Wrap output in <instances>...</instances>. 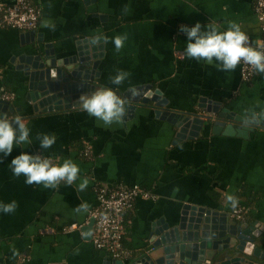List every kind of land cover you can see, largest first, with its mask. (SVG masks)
Returning a JSON list of instances; mask_svg holds the SVG:
<instances>
[{"label":"crops","instance_id":"obj_1","mask_svg":"<svg viewBox=\"0 0 264 264\" xmlns=\"http://www.w3.org/2000/svg\"><path fill=\"white\" fill-rule=\"evenodd\" d=\"M30 1L40 9L33 38L27 31L0 24V100L11 104L13 112L7 110V117H20L32 141L14 146L10 155L0 153V204L18 205L14 212L0 211V264H114L116 258L93 246L92 230L87 233L83 228L97 204L96 182L138 184L153 194L138 196L124 214L123 244L129 250L125 264L138 262L149 252L159 255L160 249L152 245L159 235L152 238V229L174 226L185 204L224 212L228 222L259 229L254 243L264 250V73L256 71L244 81L239 66L221 71L216 61L207 64L186 57L188 38L180 30L181 25L200 22L203 28L209 22L225 31L235 23L255 43L260 30L252 0ZM125 5L130 11H124ZM45 19L54 29L41 26ZM117 35L127 37L119 52L113 43ZM97 37L100 43L91 44ZM78 45L88 54L101 52L95 79L100 87L121 93L150 85L167 100L162 110L206 114L199 104L216 105L258 123L245 126L244 121L226 120L235 130L224 134L223 127L213 131L212 115L197 136L175 141L176 125L155 114L153 102L138 103L133 114L127 110V117L110 127L81 107L35 113L26 98L28 75L18 69L20 56L51 55L52 50L56 58L64 59L74 55ZM119 72L129 75L120 85L112 84L110 78ZM3 93L12 98L3 99ZM37 134L54 135L56 142L42 149ZM21 152L41 154L56 164L71 159L79 166V178L70 185L61 181L56 188L28 185L26 177L14 176L10 166ZM83 179L89 183L80 191ZM229 195L235 205L227 200ZM84 204L87 211H77ZM239 204L247 206L243 220L231 216ZM69 224L82 227L63 231ZM48 228L52 231H45Z\"/></svg>","mask_w":264,"mask_h":264},{"label":"water","instance_id":"obj_2","mask_svg":"<svg viewBox=\"0 0 264 264\" xmlns=\"http://www.w3.org/2000/svg\"><path fill=\"white\" fill-rule=\"evenodd\" d=\"M34 34V30H30L26 35L33 38ZM50 53L47 55L45 52V57L38 52L19 58L18 69L28 75L29 92L26 98L32 103L35 113L80 107L77 98L81 94H91L102 88L95 81L99 76L97 65L101 52L88 54L84 46L78 45L76 53L68 58L58 59L52 50ZM115 93L125 100L126 111L130 114H133L138 103L153 102L154 107H157L155 114L165 116L176 125L175 141L197 136L204 120L212 115L215 116L213 131L223 127L224 134H232L235 130L226 120L243 122L247 119L258 123L256 118L245 119L225 107L218 110L216 105L199 104L204 106L206 114L162 110L167 100L159 90L151 89L150 85L132 86ZM12 109L11 104L0 100V115L7 116V110L13 112ZM238 131L244 135L243 130ZM83 228L90 233L92 221ZM156 234L159 238L151 241L155 249H160V254L153 257L149 252L138 262L130 264H264V250L254 243L255 237L260 235L259 229L253 230L252 226L243 228L240 224L228 222L227 215L217 210L185 204L178 222L174 226L164 224L152 229V238ZM112 262L125 264L122 259Z\"/></svg>","mask_w":264,"mask_h":264},{"label":"clouds","instance_id":"obj_3","mask_svg":"<svg viewBox=\"0 0 264 264\" xmlns=\"http://www.w3.org/2000/svg\"><path fill=\"white\" fill-rule=\"evenodd\" d=\"M124 11H130V6L125 5ZM42 27L55 25L45 19L41 22ZM180 30L187 35V42L184 55L191 59L204 61L213 64L221 71H235L241 61L252 66L257 72L264 73V51L248 46V37L235 23H230L227 30L220 31L214 23H209L202 28L200 22L193 26L181 25ZM107 42V37L103 38ZM127 37L117 35L113 38L115 50L119 52ZM91 44L100 43V38H93ZM129 74L119 72L115 77L110 78L111 83L120 85ZM78 103L83 111L89 116L102 122L105 127L113 123H119L126 115L125 100L121 99L111 88H98L91 94H81ZM245 120V126L250 124ZM15 125V126H14ZM30 129L22 122L20 117L10 120L6 115H0V153L4 156L10 155L14 146L30 145ZM37 140L42 149L51 148L56 142V137L49 134H37ZM11 170L14 176L23 175L25 183L43 184L44 188H56L61 181L72 184L79 178V166L71 159H65L62 164H56L52 160L43 158L41 154H30L21 152L10 161ZM88 180L83 179L79 184V190L83 191L88 186ZM178 191V189H176ZM228 201L235 205L234 198L229 195ZM17 203L12 201L7 204H0V211L4 213L14 212ZM87 211V205H81L77 211Z\"/></svg>","mask_w":264,"mask_h":264},{"label":"built area","instance_id":"obj_4","mask_svg":"<svg viewBox=\"0 0 264 264\" xmlns=\"http://www.w3.org/2000/svg\"><path fill=\"white\" fill-rule=\"evenodd\" d=\"M252 8L256 14L260 27V37L253 43L248 39V46L264 51V0H252ZM40 17V9L30 0H10L0 2V24L19 30H35ZM239 66L240 78L249 81L256 70L241 61ZM5 100L12 98L11 94L2 96ZM89 152L86 151V154ZM95 194L97 204L89 210L88 220L92 221L91 242L97 249L111 254L114 258L125 259L129 256L123 244L125 233L124 214L133 206L138 196L152 197L153 194L138 184L123 183L105 184L96 182ZM247 207L236 205L231 210V216L236 220H243ZM82 224H69L63 231L80 229ZM45 231H52L51 228Z\"/></svg>","mask_w":264,"mask_h":264},{"label":"trees","instance_id":"obj_5","mask_svg":"<svg viewBox=\"0 0 264 264\" xmlns=\"http://www.w3.org/2000/svg\"><path fill=\"white\" fill-rule=\"evenodd\" d=\"M259 30H260V27H259ZM239 205H242V206H245V207H247V206H246V205H244V204H239ZM133 206H134V203H133ZM133 206H132V207H133ZM63 228H64V227H63Z\"/></svg>","mask_w":264,"mask_h":264},{"label":"flooded vegetation","instance_id":"obj_6","mask_svg":"<svg viewBox=\"0 0 264 264\" xmlns=\"http://www.w3.org/2000/svg\"><path fill=\"white\" fill-rule=\"evenodd\" d=\"M117 259V258H116ZM123 260V259H122Z\"/></svg>","mask_w":264,"mask_h":264}]
</instances>
